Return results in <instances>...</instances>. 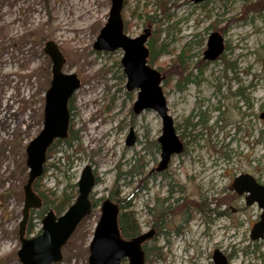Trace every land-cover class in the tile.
Returning a JSON list of instances; mask_svg holds the SVG:
<instances>
[{
    "label": "rangeland",
    "instance_id": "374dc122",
    "mask_svg": "<svg viewBox=\"0 0 264 264\" xmlns=\"http://www.w3.org/2000/svg\"><path fill=\"white\" fill-rule=\"evenodd\" d=\"M158 1L125 0V32L136 37L152 26L149 41L156 56L151 65L164 77L169 113L180 139L186 141V152L172 157L169 172L185 186L183 203L188 198L189 206L202 202L208 210L193 209L183 226L180 214H172L167 229L181 227L182 233H173L172 244L161 239L165 256L155 264H213L215 248L224 252L230 264H264V239L250 237L260 210L247 205L231 188L241 173L262 169L264 178L260 116L264 112V0H168L166 11ZM111 4V0H0V264H23L18 251L23 186L29 172L26 147L43 129L52 68L44 52L47 41L58 44L66 59L63 72L76 73L81 87L69 102L70 135L49 148L40 185L60 194L71 192L77 184L79 193L78 180L90 165L96 177L92 198L99 200L63 246L62 261L54 264H88L101 202L114 199L111 190L131 201L142 231L151 226L150 208L167 197L168 180L150 174L161 159L162 119L153 110L139 115L133 111L137 91L126 88L124 51L94 48ZM147 13L157 19L147 21ZM212 32L223 37L226 48L218 59L208 61L203 53ZM184 46L188 65L180 76L173 66L179 64L177 56ZM190 74L196 82L184 81ZM180 77H184L182 87H178ZM200 111L206 114V126H188L203 119ZM131 129L136 142L128 146ZM211 209L215 223L208 226L206 215ZM43 217L39 209L31 210L25 237L41 233ZM186 244L192 246L188 252ZM146 264H153L148 257Z\"/></svg>",
    "mask_w": 264,
    "mask_h": 264
},
{
    "label": "water",
    "instance_id": "95a60500",
    "mask_svg": "<svg viewBox=\"0 0 264 264\" xmlns=\"http://www.w3.org/2000/svg\"><path fill=\"white\" fill-rule=\"evenodd\" d=\"M111 2L108 20L100 30L94 48L98 51L118 49L124 51L121 63L127 78L126 88L129 91L137 90L133 111L139 115L144 110H153L162 119V134L158 138L161 159L157 171H163L168 167L172 156L184 150V144L176 132L174 119L169 114L161 86L163 77L157 69L148 64L150 51L147 42L152 30L148 27L141 35L129 37L124 32L122 18L124 0ZM224 48L223 37L218 32H212L203 54L204 59L216 60ZM44 52L52 61V79L45 94L43 129L26 147V164L29 172L23 186L25 201L19 223L21 248L18 251V257L23 264H54L62 261L63 246L81 221L92 211L90 195L96 185L93 169L86 165L78 180V196L65 213L57 216L54 210L50 209L42 220L41 233L35 237H25L31 209L42 206V198L34 190L33 184L44 173L49 147L56 139H66L69 136L71 116L69 100L81 87V81L76 73L63 72L66 59L57 43L48 41ZM261 117L264 119V113ZM135 142L136 136L131 129L126 143L132 146ZM232 188L239 195L247 193L245 197L247 205L257 203L262 209L260 219L251 229L250 237L253 241L264 239V185L257 183L253 175L241 173L234 179ZM101 210L100 219L89 244L88 264H121L124 259L128 260V264H144L143 243L153 236V231L127 239L122 236L118 223L119 205L107 198L102 202ZM212 259L214 264H230L228 257L220 249L214 250Z\"/></svg>",
    "mask_w": 264,
    "mask_h": 264
},
{
    "label": "trees",
    "instance_id": "16d2710c",
    "mask_svg": "<svg viewBox=\"0 0 264 264\" xmlns=\"http://www.w3.org/2000/svg\"><path fill=\"white\" fill-rule=\"evenodd\" d=\"M160 1V0H159ZM159 4L157 5H160L164 11L166 10H169V8L167 7V3H168V0H166L165 2L161 3L159 2ZM159 7V6H158ZM160 8V7H159ZM141 16V15H140ZM144 18L149 21V22H153L157 19V16L156 15H149V13H147ZM150 47V55H149V63L151 64L154 63V59H155V56H156V53L154 51V49H152V46H151V42L148 41ZM165 44H162L161 45V50L160 51H163L162 49H164ZM188 48L187 46H184V48L182 49V51L178 54L177 58L179 59V64H175L173 67H175V72H177L180 76H184V71L186 70V65H188ZM160 69H162V67L160 66L159 67ZM183 74V75H182ZM192 74V73H191ZM191 74L186 76L184 79L185 82H196V79L194 77L191 78ZM181 78V77H180ZM179 80V84H178V87H182L181 86V81L182 79ZM204 114H202V118L198 123H188L187 125L188 126H192V127H196L198 124L203 126L205 125L206 126V120L204 118ZM40 179V178H39ZM37 179L35 182H34V189L35 191L42 197V200H43V205L42 207L39 209V211L42 213V214H46L48 212V210L50 209H54L55 213L57 215H61L63 214L66 209L74 202L75 198L77 197V191H76V187H77V184H74L72 187H73V190H71V192H67V190H63L60 194H57L56 191H54L53 189H49L45 186H42L40 185V182H41V179L39 180ZM112 191V198H114L113 200H115L120 208H121V212H120V215H119V227H120V230H121V233L124 237H127V238H132V237H135V236H138L142 233V227L140 225V221H139V218L137 216V213L131 209V201L130 200H126V199H120L118 196H117V192L114 191V190H111ZM158 211H157V214H156V218L159 220V218L161 219V221H163L164 217L163 215L165 214V207H164V204H165V198L158 201ZM96 205H94L95 207ZM159 206H163L162 209L159 208ZM202 210H205L207 211L208 209H206V207L204 206V204H202L201 208ZM151 216V214H150ZM160 221V220H159ZM144 250H145V254H146V259L147 257L149 258L150 255H151V250L150 248H146L145 249V244H144ZM161 256V255H160Z\"/></svg>",
    "mask_w": 264,
    "mask_h": 264
},
{
    "label": "flooded vegetation",
    "instance_id": "af4514ba",
    "mask_svg": "<svg viewBox=\"0 0 264 264\" xmlns=\"http://www.w3.org/2000/svg\"><path fill=\"white\" fill-rule=\"evenodd\" d=\"M124 4H125V2H124ZM151 30H152V28H151ZM125 31H126V29H125ZM126 33V32H125ZM152 33H153V30H152ZM151 36H152V34H151ZM150 36V37H151ZM150 39V38H149ZM149 39H148V41H149ZM147 45H148V43H147ZM148 48H149V46H148ZM225 48H226V46H225ZM149 51H150V49H149ZM225 52V51H224ZM223 52V53H224ZM223 53L221 54V55H223ZM149 55H150V53H149ZM220 55V56H221ZM219 56V57H220ZM218 57V58H219ZM217 58V59H218ZM185 80V79H184ZM69 108H70V105H69ZM264 112H262L261 113V115L260 116H262V114H263ZM204 115H206L205 113H203ZM202 115V112L200 111L199 112V117ZM191 136V135H190ZM195 137V135L192 137V138H194ZM194 140V139H193ZM181 141L183 142V144H184V150L180 153V154H182L181 156H183L184 155V152H186L185 151V149H186V146H185V144H186V141H185V139H184V137H183V140L181 139ZM160 148H161V146H160ZM160 155H161V153H160ZM178 155V154H177ZM172 159V158H171ZM159 164V163H158ZM170 164V163H169ZM158 166V165H157ZM157 166L156 167H154V169L152 170V172L150 173L151 174V176L154 178V177H157V176H161V177H163L165 180H168V183H167V185L169 186L168 187V194H167V197L165 198V203H166V205L167 206H165V214L163 215V217H164V219H163V221H161V219L159 218V220L156 218V214H157V209H158V206H157V203L155 204V205H153L152 206V208H150V212H151V218H152V222H151V226H150V230H152L153 231V236L147 241V242H145L144 244H146V243H151L150 244V250H151V255H150V259H151V261H152V263L153 264H155V263H157V262H160L163 258H164V256H165V254L163 253V246H162V244L160 243V241H161V239H164V243L166 244L167 243V245L168 244H172V242H171V237H172V235H173V233L175 234V235H180L181 233H182V228L181 227H177L175 230H173V231H171V230H169V229H167V227H166V222L168 223V219H171V217H172V214H180V218L182 219V226H183V224H185L186 223V221H187V219L188 218H190V212L191 211H193V209L195 210V209H197V210H199L200 212H205V210H202V209H200L201 208V206H202V202L201 203H199V204H197V205H193L192 203H191V205L189 206V203H190V201H187V200H189L188 198L186 199V201L183 203V201H184V197H183V193H185V186L183 185V184H181V183H178V182H176L175 180H173L172 179V176L173 175H171V172H169V165H168V167L165 169V170H163V171H157ZM259 171H260V173H262V174H260L258 171L257 172H255V174H253V173H250L249 172V174H251V175H253L255 178H256V180H257V183H259V184H261V185H264V178H263V170L262 169H259ZM156 174H158V175H156ZM96 178V177H95ZM231 188H232V185H231ZM233 189V188H232ZM239 196H243L244 198L247 196V193H245L244 195H239ZM90 198H91V201H92V211H93V209L98 205V203H99V200H97V199H93L92 198V195L90 196ZM104 200H102V202H103ZM173 202L172 204H170L169 202ZM245 201H246V199H245ZM102 202H101V205H102ZM117 203V202H116ZM188 203V204H187ZM94 205H96L95 207H94ZM119 205V204H118ZM187 206L189 207V208H187ZM250 207H253V206H257L258 208H259V210H260V213H258V219H260V216H261V213H262V209L258 206V204L257 203H253V204H251V205H249ZM92 211H91V213H92ZM211 211H213V209H211L210 211H208L209 212V215H206V216H208V219H206L207 217L205 216V219L207 220V223H206V221H205V223H206V225H208V226H210V225H214V221H215V218H212L211 216H210V213H211ZM166 216H169V217H167L166 219H165V217ZM156 219V220H155ZM161 224V225H160ZM255 224V223H254ZM148 229V230H149ZM209 237H213V234H212V232L209 234ZM192 248V246H189L188 244H186L185 245V251L186 252H188L189 251V249H191ZM215 249H219V248H215ZM214 252V251H213ZM223 252V251H222ZM167 253L169 254V252L167 251ZM224 253V252H223ZM161 255V256H160ZM213 256V255H212ZM186 259H187V261H188V259L191 261V263H193L194 262V260H192V259H190V257H186ZM214 264V263H213Z\"/></svg>",
    "mask_w": 264,
    "mask_h": 264
},
{
    "label": "bare ground",
    "instance_id": "6f19581e",
    "mask_svg": "<svg viewBox=\"0 0 264 264\" xmlns=\"http://www.w3.org/2000/svg\"><path fill=\"white\" fill-rule=\"evenodd\" d=\"M224 51H225V48H224ZM224 51H223V52H224ZM223 52H222V53H223Z\"/></svg>",
    "mask_w": 264,
    "mask_h": 264
}]
</instances>
